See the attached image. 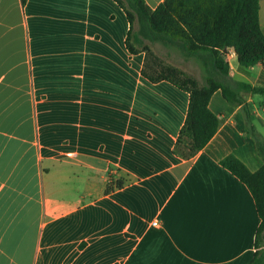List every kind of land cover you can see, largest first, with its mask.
<instances>
[{
    "label": "crops",
    "instance_id": "crops-1",
    "mask_svg": "<svg viewBox=\"0 0 264 264\" xmlns=\"http://www.w3.org/2000/svg\"><path fill=\"white\" fill-rule=\"evenodd\" d=\"M259 25L264 35V0ZM128 30L113 0H0V264L251 261L254 202L220 165L233 155L262 166L240 108L214 92L216 134L191 159L175 156L189 95L142 77ZM225 56L232 80L264 89V64ZM257 95L243 96L264 126Z\"/></svg>",
    "mask_w": 264,
    "mask_h": 264
},
{
    "label": "trees",
    "instance_id": "trees-1",
    "mask_svg": "<svg viewBox=\"0 0 264 264\" xmlns=\"http://www.w3.org/2000/svg\"><path fill=\"white\" fill-rule=\"evenodd\" d=\"M124 12L129 23L125 46L131 55L143 52L146 57L150 43L170 44L185 57L195 59L204 72V82L180 70L164 66L162 70L141 75L152 83L167 81L187 92L189 103L186 117L173 146V154L189 160L202 150L216 134L218 116L209 109L214 92L233 107H239L247 130L251 114L243 95H261L264 89L232 80L224 49H232L238 65L249 68L264 64V35L259 25V0H164L154 10L143 0H113ZM26 0H21L24 5ZM264 106V103H263ZM262 166L251 172L233 155L220 165L237 178L249 191L259 218L254 235V253L249 264H264V143L253 135ZM121 187V183H117ZM113 188L108 186L105 193Z\"/></svg>",
    "mask_w": 264,
    "mask_h": 264
},
{
    "label": "rangeland",
    "instance_id": "rangeland-1",
    "mask_svg": "<svg viewBox=\"0 0 264 264\" xmlns=\"http://www.w3.org/2000/svg\"><path fill=\"white\" fill-rule=\"evenodd\" d=\"M144 45L149 48V53L147 54L146 63L144 65V70L147 73L153 74V72L156 70H162L164 66H170L174 69L180 70L183 73H185L183 71L185 70L187 73L197 76L201 81L204 82V72L201 65L195 59L185 58L184 56H163V48L159 43H150L145 40ZM262 100L263 98L259 95L254 97V102L256 105H258V103ZM262 117L264 118V115ZM248 124L250 127H252V132L247 130V136L252 139L255 144L252 134L258 135L264 143V126L260 123V120L257 118V116H251Z\"/></svg>",
    "mask_w": 264,
    "mask_h": 264
},
{
    "label": "water",
    "instance_id": "water-1",
    "mask_svg": "<svg viewBox=\"0 0 264 264\" xmlns=\"http://www.w3.org/2000/svg\"><path fill=\"white\" fill-rule=\"evenodd\" d=\"M223 53H224V54L226 53V49L223 50Z\"/></svg>",
    "mask_w": 264,
    "mask_h": 264
}]
</instances>
